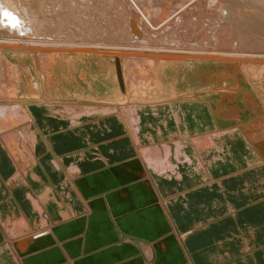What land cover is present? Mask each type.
<instances>
[{
	"label": "crops",
	"instance_id": "1",
	"mask_svg": "<svg viewBox=\"0 0 264 264\" xmlns=\"http://www.w3.org/2000/svg\"><path fill=\"white\" fill-rule=\"evenodd\" d=\"M27 112L31 145L0 129V264H264V136L242 128L264 115L157 114L133 138L113 114Z\"/></svg>",
	"mask_w": 264,
	"mask_h": 264
},
{
	"label": "rangeland",
	"instance_id": "2",
	"mask_svg": "<svg viewBox=\"0 0 264 264\" xmlns=\"http://www.w3.org/2000/svg\"><path fill=\"white\" fill-rule=\"evenodd\" d=\"M26 1L25 3L28 2ZM68 1L69 0H64V1L61 0L63 9L64 10L66 9V11H67V8H66L67 6H71V7L73 6L71 4H68ZM132 1L130 0L131 2L130 4L132 3L133 4L130 5V7H127V9L129 8V10L127 9L125 11L123 10V13L125 14L124 15L122 14V16L120 14L118 17L119 25L118 24L117 25L120 30H122L125 27L124 25H121V23L122 24L127 23L126 24L127 27H125L126 31L124 33L125 34L124 37L126 36L128 37V38L127 37L125 38L127 40L126 42L123 36L120 35L118 29L117 31H115L116 29L114 28L113 32L111 33L114 34L115 32H118L116 33V35L115 34L114 35L116 37L118 36L117 38L119 39L114 37V35L112 34H111L112 37L110 36V34L108 35V32L106 31L107 28L108 30L112 28L111 23H110L111 26L108 25L109 21H106L104 23L106 27H103V29H101L102 31L100 32L99 22L101 20L104 21L105 17L107 16L110 17L112 14H114V11H115L114 7L120 8L119 5H121V3L124 5V3L127 2V0H113V2H115L114 5H111L112 0L111 1L110 0H104V1L103 0H94V1L77 0L75 1V3H77L75 5L80 6L79 9H77V11L83 10V11H86L87 13H90V11L93 12V10H95V7H99V8H96L97 13L96 11H94L93 12L94 16L93 15L90 16L91 19L89 20V24H91L90 22H92L91 26L93 29L97 26L99 27V29L97 27L96 30H93L94 32L87 31V28L88 30H90L91 28V26L89 28L88 23L86 24L82 23L80 26V24L78 23L76 24L75 22V25L77 26L70 25L71 29L72 27L75 26L73 30L75 28H78V25H79L80 26L78 28L79 30L77 29V31H75L76 30L75 29L73 33L72 30L70 29L71 32L69 30L66 31L65 36L69 34L74 36L75 32H77L76 36H74L76 37V39L74 37L73 38L70 37L71 35H69L67 36L69 38H64L63 40V37H64L63 35V36H59L62 38L57 37L56 39L54 37L53 39L50 38L51 40L49 38L45 40L44 37H41V38L39 37L40 40L39 38H36V41L41 43V44L39 43V45H37V43L36 45L29 44V43H25V44L24 43H12L9 41L10 40L12 41L14 39L13 37L15 36H13L12 33L6 31L5 28L0 29V54H1L0 55V105L8 106L5 108L8 110V114H9L8 118H0V129L2 130L10 129V132L11 131L15 132L16 130L15 133H17L18 129H20L24 124V121L26 118L24 114H28L27 112L28 109H29V114H33L35 116L36 125H38V118H37L38 114H46L47 118L45 120H47L48 123L51 122L50 126H54L52 124L54 122L53 121L54 119L52 117L57 114H72L73 117L80 116V118L87 117L89 114L93 117H99L98 115L104 114V112H101L102 111L101 109H103L104 107L110 106V105L112 106L113 104L117 105L118 103L120 102L122 103L123 101H126V100H127V103L130 102L132 103L133 106L145 107V105H147L150 108L152 107V109L153 107L155 108L156 106H150V104H158L160 105L159 107H161L162 105L166 107V111L168 110L167 108L169 107V105L173 103V105L171 106V112L173 114L175 113L173 111L177 109L175 105L182 106L183 108H186L187 110L192 109V112H188V114H205L206 116L211 114V112L212 114H215V113L217 114L218 112L215 111V108L217 107V105H220L221 103H223L222 108L224 109V111L221 112V114L223 115L225 113L226 114H243V116L246 117L249 114H260L261 112H263L262 111L264 109V59L263 58H260L259 61H257L254 64L249 63V65H247L248 64L247 63L242 68L243 74L241 72H237L236 67L234 68V64H229V63L220 64L221 60L218 58L200 57V58H194V59L192 58L182 59V56L178 58H174V57L167 58V59L161 58L160 56L162 54L153 53L152 51H147V50L149 49L151 50L153 49V47L159 45L160 47L169 46V48L173 49V50L171 49L172 51L175 50L176 53H179L178 51H182L180 49H183L184 44H182L183 45L182 46L181 43L178 45V44H175V42H168V41L162 42L160 41V39L162 40L161 35L163 32H161L160 34L159 30H156L155 28H153V30H155L153 31L151 29L152 27H155L157 23H160L161 17L163 15H165L163 17L166 18L170 16V14H172L178 8H179L178 10H180L181 12L175 13V15L177 16L180 15V13L183 14L184 11L189 12L188 9L186 10V7H185L186 5H184L186 3L184 2V0H180V2L182 1L181 4L179 0H147V1L146 0L144 1L135 0L133 2ZM137 1L141 3V6H139L140 4H138ZM172 1H175V2H172ZM56 2L60 3L59 0H57ZM63 2L64 4L66 2L67 3L64 5ZM247 3H248V0H242V1L241 0H224L222 3L221 1H219L218 3L219 6H222V7L224 6L225 8H227L228 11L231 13L230 14L231 17H229L228 19L226 18L218 19L217 18L218 16L214 17L215 15L214 12H211L210 16L208 14L206 15L201 14L202 15L201 17L202 27L206 25V21H209V23L208 22L207 23L210 26L211 25L216 26V25H220L221 23L222 24L227 23L228 25L232 24L231 25L232 29L238 32H242L243 30L249 29L251 31L250 34L252 33L253 36L262 35L263 33H259V31L261 28L262 29L264 28V19L261 18L262 16H260L261 15L260 13H259L260 15H257V13L252 11L250 7L251 6L250 2L248 4ZM200 4L201 6H198L199 8L198 10L202 12L203 10L201 9H203L204 7L206 8V4L205 6L203 3H200ZM59 5H61V3ZM133 5L134 7L132 8L131 6ZM146 7L148 8L146 9ZM152 7L154 9L156 8L157 9L154 10ZM100 8L102 9V10H99L100 15L103 14L102 15L103 17H104V13L106 12L105 14L107 16H105L104 19L102 18V16L98 14L99 12L98 9ZM105 8L106 10L107 9L109 10L104 11ZM144 8H145V11H143ZM138 9H140L139 11H141V13L142 12L143 14L144 12L146 13L142 15L140 14V12L137 11ZM149 9L154 10V11L150 10V13L153 12L151 16L152 18L150 17L151 14L148 13ZM62 14L61 16L60 14L59 16H57V20L58 19L59 21L65 20V22H67L65 18L66 17L65 12L63 15ZM133 14H135L136 16L134 15L135 16L134 17ZM154 15L155 16L157 15L155 17L156 19L153 18ZM177 16H174V18H176ZM157 17L160 19H158ZM110 18L115 19L116 17L114 18L113 16ZM131 19L133 20V22ZM150 19H151L150 21L151 23H149ZM120 20L121 21L124 20V22H121ZM214 20H216V22ZM176 21H177L176 25H178V28L181 29L180 27H182V24L179 23L181 22L180 16L179 18L178 17L176 18ZM95 23L98 25L96 26ZM72 24H74V22ZM163 25L164 24H162L161 26ZM209 25L203 27L204 29L203 34L205 35V36L203 35L204 36L203 38L207 37L206 39L210 41L212 40V38L210 37L211 36L209 34L210 32H208L209 30L206 29V27H208ZM70 26L68 25L69 28ZM131 26H133L134 28ZM149 26H152V27H149ZM173 27L176 28L177 26H173ZM80 28H83V31L80 32ZM184 30L187 31L186 27ZM104 31L107 32V34ZM82 32L84 35L82 34ZM103 32L105 33L104 35L106 36L102 34ZM155 32L156 34L157 33L158 34L156 35ZM184 32L182 29L181 33H183V35H184ZM145 33H147V35ZM186 33H185L186 37L187 35H189L188 37L193 36L191 38L187 37L188 42L192 44L191 47H193L194 44L199 43L198 39L200 41L201 38H198L197 36L196 38L193 34H189V33L186 35ZM95 34H98V36L99 35L100 36L98 37ZM86 35H88L87 37L90 36L87 40H86L87 37H85ZM101 35L105 38L103 37L101 38ZM154 35L156 36V38ZM119 36H121V38ZM158 36H160V39ZM79 37L82 38V40ZM92 37H94L93 38L94 40L96 39L95 37L99 39L97 42H96L97 39L94 42ZM141 37H143L144 39L147 37L146 38L147 40L145 39L146 42ZM70 38L72 40H69ZM109 38H110V41H109ZM152 38L157 44H154V41H152L153 40ZM79 40L82 42H80ZM150 40L152 41V44L154 46L150 44L151 43ZM53 41L56 44L61 43V45H56L57 48L37 49V48H42L38 46L42 45L43 42H44L43 44H46V43L48 44L44 46H48V47L52 46L49 44L51 43L54 44ZM78 42L79 43H92V42L98 43L99 42L100 44L102 43L101 45H104V46L108 44L107 46L112 45V46H118L120 48H127V47L129 48L130 46L133 47L137 45L140 47H144V51L146 53L145 55H143V57H141V55L139 54L140 55L138 56L139 60L134 62L133 65L129 66L128 60L131 57V54H129V51H125L124 53V50H123V51H119L120 53H113V54L109 50H104V51L79 50L78 51V50H69L65 48L66 47L65 45H63L64 43L75 44ZM117 42L119 43L117 44ZM161 42H162V45H160ZM207 43L203 42L202 47L204 48L207 47L206 45H209V43L208 44ZM26 44L27 46H25ZM200 44L198 45L199 47H200ZM214 46H211V47H214ZM242 48L243 49H240V48L239 49L244 50L245 52L250 51V50L252 51L257 50V49L253 50L248 47H242ZM102 52H105V53H102ZM154 54L160 55L159 57H157V59H159V62H157V64L155 65L152 62V59H153L152 56ZM118 69H120L121 71ZM118 72L120 73L121 76H122L121 72L124 73V75L122 76L124 80H122L121 78V83H123L122 81H124V86L123 84L122 86H120L119 79H118ZM132 74L134 75V78ZM206 82H207V85H206ZM125 85L128 91H126ZM218 87H223L224 89L227 90V91L224 90L227 93L222 92V95H221L220 92H218L217 90ZM124 91L127 92V95H128L127 98L124 97V94H125ZM249 93L252 94V97L249 96L250 95ZM228 94L231 100L229 99L223 100L221 98L224 95L228 97ZM42 104H46V105H42ZM12 106H16V110H19V112L22 114H16L12 112L11 111ZM64 107L66 109H64ZM119 109L120 108H118L116 112L113 108L112 111H110V113H105V114H113V117H112L113 119L115 118L114 116L118 115L116 116V120L118 121V124H120L119 122H122L124 120V122H122L121 124L126 126L127 131L130 132V129H131L129 128L130 125L129 124L127 125L128 122L126 123L125 121L126 118L124 114H121V111L119 112ZM126 112L134 116L137 115L129 111L128 108ZM139 112H142V111H139ZM162 114H166V113L162 112ZM93 117L86 118V119L91 120L93 119ZM82 120H79V121H82ZM261 120H264V119L260 118L255 121H251L244 126L242 125V128L247 133H248L249 128L251 129L255 128L254 133H250V134L248 133L250 139L251 140L253 139L252 141L256 142L257 138L264 136V130L261 134H259L260 130L264 129L263 125L259 123L261 122ZM256 122H258L259 124H256ZM252 124H255V125H252ZM14 139L16 143L19 141L18 144H20V139H17L16 137H14ZM211 142L213 141H207L206 144L211 145ZM261 142L262 143L258 145L257 147L259 149L258 151L260 155L264 158L263 156L264 155V141L262 140ZM192 144L197 146L194 143ZM18 149L19 151L17 150V147H16L13 151V154H15V151H16V153L20 152L23 157L26 156L28 148L25 149L27 151L24 150V152L22 151L21 146H19Z\"/></svg>",
	"mask_w": 264,
	"mask_h": 264
},
{
	"label": "bare ground",
	"instance_id": "3",
	"mask_svg": "<svg viewBox=\"0 0 264 264\" xmlns=\"http://www.w3.org/2000/svg\"><path fill=\"white\" fill-rule=\"evenodd\" d=\"M26 1V0H25ZM25 1L24 0H0V29H3V28H5V30L6 31H8V32H10V33H12L13 34V36H15V37H13L14 39L11 41H9V42H12V43H29V44H35L36 45V43H37V45H39V43L40 42H38V41H36V38H41V37H44L45 38V40H47L48 38L50 39V38H56L57 39V37H59V36H63L64 35V37H63V40H64V38H69V37H67V36H69V35H71V34H69V35H66L65 36V34H66V31H70V29H71V26L70 25H75V22H76V24L78 23V24H80V26H81V24L83 23V24H86V23H88V25H89V28H90V26H91V24H92V22H90L91 24H89V20L91 19V17L90 16H94V11H96V8H99V7H95V10H93V9H91V10H93V12H91L90 11V13H87L86 11H83V10H78L77 11V9H79V7L80 6H76L75 4H77V3H75V1H77V0H69L70 1V3H69V1H68V4H71V5H73L72 7L71 6H67L66 8H67V11H66V9L64 10L63 9V5H62V2H61V0H59L60 1V3H61V5H59L60 3L58 2H56L57 0H27L26 2L27 3H25ZM33 1V2H32ZM64 1V0H63ZM92 1H94V0H92ZM104 1V0H103ZM111 1V0H110ZM132 1V0H131ZM133 1H135V0H133ZM132 1V2H133ZM144 1V0H143ZM147 1V0H146ZM219 1H221V3L224 1V0H199V1H197L196 0V2H195V0H184V2L186 3V4H184V5H186L185 7H186V10L188 9L189 10V12L187 11V12H185L184 11V13L183 14H181L180 13V15H175V13H178V12H181L180 10H178V9H176L172 14H170V16H168V17H163V16H165V15H163L162 17H161V21H160V23H157L156 25H155V27H152V26H149V27H152V29L151 30H153V28H155L156 30H159L160 31V34H161V32H163L162 33V40L160 39V36H158L159 37V39H160V41H164V42H166V41H168V42H175V44H180L181 43V45L182 44H184V46H183V49H180V50H182V51H178V50H176V51H178L179 53H176L175 52V50L174 51H172L173 49L172 48H169V46H155V47H153V49H154V51H153V49H149V50H147V51H152L153 53H159V54H162L161 56L160 55H153L152 57H153V59H152V62H153V64L155 65V64H157V62H159V59H157V57H161V58H178V57H181L182 56V59L183 58H192V59H194V58H200V57H209V58H218V59H220L221 60V62H220V64H224V63H229V64H234V68L236 67V69H237V72H241L242 74H243V67L247 64V65H249V63H252V64H254V63H256L257 61H259V59L260 58H263L264 59V28L262 29H260V31H262V32H260L259 31V33H263L262 35H260V36H253V34L251 35L250 34V30L249 29H247V30H243L242 32H238V31H236V30H234V29H232V24L231 25H228L227 23L226 24H220V25H216V26H210L208 23H209V21H206V25L205 26H207V25H209L208 27H206V29L207 30H209L208 32H210L209 34L211 35L210 37L212 38V40H210V41H212V42H210L209 40H207L206 38H203L205 35L203 34V31H204V29H203V27H205V26H203L202 27V20H201V17H202V15L201 14H208L209 16L211 15V12H214V17L215 16H218L217 18L218 19H222V18H226V19H228L229 17H231L230 16V12L228 11V9L227 8H225L224 6L222 7V6H219ZM242 1V0H241ZM128 2V3H127ZM127 2L126 3H124V5L121 3V5H119L120 6V8H118V7H114V14H110L111 16L110 17H113L114 16V18L116 19V21H115V19H113V18H110L109 16H107L105 13H104V17L105 16H107V17H105V19H104V17L102 16L103 14H101L100 15V11L99 10H102L101 8L100 9H98V14L100 15V16H102V18L104 19V21L103 20H101L102 21V23H101V21L99 22V26H100V32L102 31L101 29H103V27H106V25H104V23L106 22V21H109V24L108 25H110V23L112 24V28L110 29V30H108V28H107V32H108V35L110 34V36L112 37V35H116V33H118V32H115L114 34L113 33H111V32H113V30H114V28L116 29L115 31H117V29L119 30V33H120V35L121 36H123V38H124V40H125V42L127 41L125 38L127 37H124V33H125V31H126V29H125V27H127V23L126 24H122L121 23V25H124L123 27V29L122 30H120L119 29V27H118V23H119V15L121 14V16H122V14L124 15L125 13H123V10L125 11L126 9H127V7H130V5H132V4H130L131 2H130V0H127ZM138 2V1H137ZM136 2V3H137ZM142 2V1H141ZM170 2V1H169ZM168 2V3H169ZM172 2H175V1H172ZM179 2H180V0H179ZM178 2V3H179ZM182 2V1H181ZM181 2H180V4H181ZM250 2V7H251V9H252V11H254L255 13H257V15H260V16H262L261 18L262 19H264V0H248V3ZM67 3V2H66ZM65 3V4H66ZM74 3V4H73ZM117 3V2H116ZM176 3H177V1H176ZM200 3H203L204 4V6H205V4H206V8L204 7L203 9H201V10H203L202 12L201 11H199L198 9V6H201V4ZM247 3V4H248ZM54 4H56V5H54ZM63 4H64V2H63ZM64 4V5H65ZM115 4V2H113V0H112V3H111V5H114ZM138 4H140L139 6H141V3H139L138 2ZM145 4V3H144ZM146 4H148V3H146ZM155 4V3H154ZM158 4H160V3H158ZM167 4V3H166ZM202 4V5H203ZM208 4V5H207ZM101 5H103V4H101ZM110 5V6H111ZM188 5V6H187ZM144 6H146V5H144ZM143 6V7H144ZM149 6V5H148ZM162 6V5H161ZM160 6V7H161ZM168 6V5H167ZM166 6V7H167ZM181 6V5H180ZM113 7H112V9H113ZM132 8L134 7V5L133 6H131ZM138 7V6H137ZM136 7V8H137ZM151 7V6H150ZM160 7H158V8H160ZM209 7V8H208ZM111 8V7H110ZM135 8V9H136ZM148 7H146V9H147ZM153 8V7H152ZM165 8V7H164ZM213 10H211V9ZM154 9V8H153ZM153 9H149V11H148V13L149 14H151L150 15V17L152 16V13H150V10L152 11ZM157 9V8H156ZM156 9H154V10H156ZM167 9V8H166ZM185 9V8H184ZM194 9V10H193ZM211 11H210V10ZM106 10V8L104 9V11ZM107 10H109V9H107ZM106 10V11H107ZM127 10H129V8L127 9ZM140 9H138L137 11L138 12H140V14H142V15H144L146 12H144V14H143V12L141 13V11H139ZM142 10V9H141ZM153 10V11H154ZM159 10V9H158ZM174 10V9H173ZM136 11V10H135ZM143 11H145V8H144V10ZM160 11V10H159ZM159 11H158V13H159ZM56 12H58V13H56ZM64 12H65V15H66V20H67V22H65V20H60L59 21V19L57 20V16H59V14H60V16H61V14L63 13L64 14ZM67 12V13H66ZM110 12V11H109ZM112 12V11H111ZM134 12V11H133ZM157 12V11H156ZM183 12V11H182ZM216 12V13H215ZM96 13H97V11H96ZM131 13V12H130ZM130 13H129V15H130ZM166 13V12H165ZM260 13V14H259ZM58 14V15H57ZM62 14V15H63ZM128 14V13H127ZM139 14V13H138ZM155 14V13H154ZM160 14H162V13H160ZM167 14V13H166ZM97 15V14H96ZM118 15V16H117ZM135 14H133V16H134ZM136 16V15H135ZM134 16V17H135ZM157 16V15H156ZM155 15H154V17L153 18H155L156 17ZM174 16H177L178 18H179V16H180V18H181V22H179V23H181L182 24V27H180L181 29H179L178 28V25H176L177 24V21H176V18H174ZM148 17V16H147ZM206 17V16H205ZM208 17V16H207ZM64 18V17H63ZM131 18V17H130ZM152 18V17H151ZM158 18V17H157ZM163 18H165V19H163ZM120 19H121V17H120ZM125 19V18H124ZM156 19V18H155ZM158 19H160V18H158ZM204 19V18H203ZM205 19H207V18H205ZM214 19V18H213ZM213 19H212V21H213ZM112 20H114V21H112ZM126 20V19H125ZM132 20V19H131ZM153 20V19H152ZM179 20V19H178ZM224 20V19H223ZM121 21V20H120ZM130 21V20H129ZM145 21H147V20H145ZM151 21V19L149 20V23H151L150 22ZM157 21V20H156ZM172 23H171V22ZM215 22H216V20H214ZM74 22V24H72ZM94 22V21H93ZM121 22H124V20L123 21H121ZM132 22H133V20H132ZM132 22H131V24H132ZM208 22V23H207ZM220 22V21H219ZM156 23V22H155ZM205 23V22H204ZM214 23V22H213ZM251 23V22H250ZM94 24V23H93ZM96 24V23H95ZM118 24V25H117ZM130 24V23H129ZM162 24H164L163 26H161ZM215 24V23H214ZM217 24H218V22H217ZM68 25L70 26V28L68 27ZM98 24H96V26H97ZM107 25V26H108ZM136 25V24H135ZM180 25V24H179ZM204 25V24H203ZM75 26H77V25H75ZM74 26V27H75ZM79 25H78V28L80 27ZM94 26V25H93ZM111 26V25H110ZM173 26H177L176 28L175 27H173ZM184 26V27H183ZM242 26V25H241ZM74 27H72V32L75 30V31H77V29L78 28H75L74 30H73V28ZM85 27H86V25H85ZM95 27V26H94ZM98 27V26H97ZM97 27H95L94 29L92 28V26H91V28H90V30H88V28H87V31H93V30H96V28ZM131 27H133V26H131ZM137 27V26H136ZM185 27H186V29H187V31H185L184 29H185ZM134 28V27H133ZM146 28V27H145ZM82 29V30H81ZM98 29H99V27H98ZM104 29H106V28H104ZM182 29H183V32H184V35H183V33H181L182 32ZM79 30V29H78ZM84 30H86V29H84ZM81 31H83V28H80V32ZM86 31V32H87ZM128 31V30H127ZM133 31V30H132ZM146 31V30H145ZM153 31H155V30H153ZM158 31V32H159ZM258 31V30H257ZM71 32V31H70ZM79 32V33H80ZM94 32V31H93ZM105 32V31H104ZM102 33L103 35L106 33L107 34V32H105V33ZM148 32V31H147ZM151 32V31H150ZM187 32V33H186ZM69 33V32H68ZM67 33V34H68ZM74 33V32H73ZM76 33L77 32H75V35L74 36H76ZM96 33V32H95ZM99 33V32H98ZM134 33H135V31H134ZM185 33H186V35L189 33V34H193L195 37L197 36L198 38H201L200 39V41H199V39H198V42L199 43H196V44H194L193 45V47H191L192 46V44H190V42H188V38H191V37H193V36H191V37H188L189 35H187V37L185 36ZM82 34H83V32H82ZM112 34V35H111ZM123 34V35H122ZM146 35H147V33H145ZM154 34V33H153ZM155 34H156V32H155ZM158 34V33H157ZM156 34V35H157ZM257 34V33H256ZM84 35V34H83ZM82 35V36H83ZM92 35H93V33H92ZM96 36H98V34H95ZM114 35V37H116ZM119 35V34H118ZM151 35H152V33H151ZM151 35H149V36H151ZM204 35V36H203ZM11 36V35H10ZM73 35H71L70 37H74ZM78 36H79V34H78ZM88 35H86L85 37H87ZM100 36V35H99ZM98 36V37H99ZM104 36H106V35H104ZM121 36H119L120 38H121ZM145 36V35H144ZM155 36V35H154ZM153 36V37H154ZM90 37V36H89ZM89 37H87L86 38V40L89 38ZM103 36L101 35V38H102ZM113 37V38H114ZM118 37V36H117ZM116 37V38H117ZM186 37V38H185ZM196 37V38H197ZM40 38H39V40H40ZM59 38H62V37H59ZM75 39H76V37H74ZM80 38V37H79ZM94 37H92V39H93ZM96 39H97V37H95ZM103 38H105V37H103ZM115 38V39H116ZM128 38V37H127ZM142 39H144L143 37H141ZM147 38V37H146ZM145 38V39H146ZM155 38H156V36H155ZM196 38H194V39H196ZM81 40H82V38H80ZM83 39H85V38H83ZM95 39V40H96ZM99 39V38H98ZM98 39L96 40V42L98 41ZM117 39H119V38H117ZM129 39H130V37H129ZM132 39V38H131ZM145 39H144V41H145ZM149 39V38H148ZM153 39V38H152ZM193 39V38H192ZM191 39V40H192ZM28 40V41H27ZM51 40V39H50ZM68 40V39H67ZM69 40H72L71 38L69 39ZM90 40H91V38H90ZM95 40L93 39V41L95 42ZM121 40H123V39H121ZM147 40V39H146ZM61 41V40H60ZM80 41V40H79ZM85 41V40H84ZM107 41V40H106ZM109 41H110V38H109ZM108 41V42H109ZM112 41V40H111ZM115 41V40H114ZM152 41H154V39L152 40ZM152 41L150 40V44L151 45H153L152 44ZM197 41V40H196ZM209 43V45H211V46H214V45H216V46H214V47H216V48H214V47H211V46H209V45H206L207 47H202L203 45H202V43L204 42V43H207V42ZM8 42V41H7ZM54 42V41H53ZM67 42V41H66ZM80 42H82V41H80ZM86 42V41H85ZM88 42V41H87ZM113 42V41H112ZM120 42V41H119ZM119 42H117V44L119 43ZM124 42V43H125ZM139 42H140V40H139ZM146 42V41H145ZM162 42L160 43V45H162ZM5 43V42H4ZM11 43V44H12ZM44 43V42H43ZM42 43V45H40V46H38V47H42V48H37V49H47V48H57V46L56 45H61V43L60 44H56L55 42H54V44H49V45H52V46H44V45H48L47 43L46 44H43ZM49 43V42H48ZM134 43V42H133ZM138 43V42H137ZM201 43V44H200ZM207 43V44H208ZM41 44V43H40ZM102 44V43H101ZM99 42L98 43H75V44H69V43H64L63 45H65L66 47L65 48H67V49H69V50H83V51H85V50H91V51H104V50H109V51H111V53L113 54V53H120L119 51H123L124 50V53H125V51H129V54H131V57L129 58V60H128V65L129 66H131V65H133L134 64V62H136V61H138L139 59V57L138 56H140L141 55V57H143V55H145V51H144V47H140V46H137V45H135V46H133V47H127V48H120V47H118V46H104V45H101ZM122 44V43H121ZM126 44V43H125ZM135 44H136V42H135ZM148 44V43H147ZM154 44H157V43H155V41H154ZM165 44H167V43H165ZM173 44V43H172ZM200 44V47L198 46ZM10 45V44H9ZM16 45V44H15ZM54 45V46H53ZM62 45V46H63ZM130 45V44H129ZM178 45H176V46H178ZM22 46V45H21ZM25 46H27V44L25 45ZM122 46V45H121ZM126 46V45H125ZM148 46V45H147ZM150 46V45H149ZM154 46V45H153ZM171 46H173V45H171ZM209 47V48H208ZM242 47H248V48H251V49H253V50H259V51H252V50H250V51H244V50H240V49H243ZM5 48V47H4ZM58 48H60V47H58ZM240 48V49H239ZM247 48V49H248ZM6 49V48H5ZM172 49V50H171ZM245 49V48H244ZM246 49V50H247ZM54 50V49H53ZM52 50V51H53ZM261 50H263V51H261ZM50 51V50H49ZM62 51H64V50H62ZM102 53H105V52H102ZM140 54V55H139ZM177 54V55H176ZM263 54V55H262ZM1 55V54H0ZM149 55H151V54H149ZM130 56V55H129ZM163 56V57H162ZM117 57V56H116ZM150 57V56H149ZM154 60V61H153ZM243 64V65H242ZM229 66V65H228ZM135 67V66H134ZM217 67H219V66H217ZM215 69H216V67H215ZM229 69V68H228ZM121 71V70H120ZM133 71V70H132ZM135 71V70H134ZM227 71V70H226ZM235 71V70H234ZM125 72V71H124ZM122 73V76L124 75V73L123 72H121ZM218 74V73H217ZM133 75V74H132ZM121 76V77H122ZM229 76V75H228ZM231 76V75H230ZM133 78H134V75H133ZM218 78V77H217ZM207 79V78H206ZM211 79V78H210ZM234 79V78H233ZM122 80H124L123 79V77H122ZM205 81V80H204ZM211 81V80H210ZM123 83V86H124V81H122ZM223 82V81H222ZM236 82V81H235ZM214 84V83H213ZM218 84V83H217ZM221 84V83H220ZM224 84V83H223ZM206 85H207V82H206ZM231 88V87H230ZM125 89H126V91H128L127 90V88H126V85H125ZM124 89V90H125ZM217 90H218V92H220V94L222 95V92L223 93H225L227 90L226 89H224L223 87H218L217 88ZM224 90H226V91H224ZM240 90H241V88H240ZM247 90V89H246ZM126 91H124L125 92V94H124V97H126L127 98V92ZM211 92V91H210ZM235 92V91H234ZM129 93V92H128ZM227 93V92H226ZM251 93V92H250ZM249 93V94H250ZM232 94H233V92H232ZM254 95V94H253ZM249 96H251L252 97V94H250ZM255 96V95H254ZM230 96H229V94H228V97H226L225 95L223 96V97H221L223 100L224 99H229V100H231V98H229ZM256 98V97H255ZM176 99V98H175ZM254 100V99H253ZM224 102V101H223ZM256 102V101H255ZM123 103V104H122ZM120 102V103H118L117 105H110V106H106V107H104L103 109H101L102 111L101 112H104V114H102V115H105V113H110V111H112V109L114 108V110L117 112V109L118 108H120L119 109V112L121 111V114H124V116H125V118H126V123L128 122V124L130 125L129 126V128H132V130H133V133L132 134H134L133 135V138H134V136L137 138V133L136 132H138V130L140 131L141 130V128L142 127H154V126H156L157 125V123H155L154 122V120H153V118H156V117H158V115L157 114H162V112H165L166 114H173V113H171V106L173 105V103L172 104H170L169 105V107L167 108L168 110L166 111V107H164V106H162L161 105V107H157V105H154V106H156L155 108L153 107V109H152V107L150 108V107H148L147 105H145V107H141V106H133L132 105V103H130V102H128L127 103V100L126 101H123V102ZM178 103V102H177ZM139 105V104H138ZM222 106H223V103H221L220 105H217V107L215 108V111L216 112H218L217 114H221V112L222 111H224V109L222 108ZM0 107H2V106H0ZM70 107V106H69ZM175 107L177 108L175 111H173V112H175L174 113V115L175 114H188V112H192V109H186V108H183L182 106H179V105H175ZM127 108H128V110L129 111H131L132 113H135V114H137L136 116H134V115H132V114H130V113H128V112H126L127 111ZM4 108L2 107V108H0V110H3ZM64 109H66L65 107H64ZM5 110H7L6 108H5ZM84 110V109H83ZM185 110H187V111H185ZM226 110V109H225ZM258 110V109H257ZM85 111V110H84ZM139 111H142V112H139ZM263 112H261L260 113V115L262 116V115H264V109L262 110ZM69 112V111H68ZM1 114H2V112H0ZM67 113V112H66ZM81 113V112H80ZM0 114V115H1ZM6 114V113H5ZM4 114V115H5ZM76 114V113H75ZM78 114V113H77ZM92 114V113H91ZM115 114V113H114ZM216 114V113H215ZM226 114V113H225ZM84 115V114H83ZM90 115V114H89ZM88 115V116H89ZM95 115V114H94ZM131 115V116H130ZM229 115V114H228ZM65 116V115H64ZM67 116V115H66ZM69 116V115H68ZM71 116H73V115H71ZM86 116V115H85ZM113 116V115H112ZM116 116H118V115H116ZM122 117V116H121ZM217 117V116H216ZM13 118V117H12ZM93 118H96V117H93ZM263 119H264V116L262 117ZM82 119V118H81ZM94 120V119H93ZM149 120H150V122H149ZM216 120V119H215ZM257 120H258V118H257ZM69 121H71V120H69ZM92 121V120H91ZM82 122V121H81ZM123 122H124V120H123ZM241 122V121H240ZM253 123V122H252ZM259 123H261V125H263V127H264V120H261V122H259ZM259 123H256V124H259ZM83 124V123H82ZM98 124V123H97ZM100 124V123H99ZM102 124V123H101ZM100 124V125H101ZM214 124V123H213ZM242 125V124H241ZM240 125V126H241ZM29 123L28 124H26V126L24 125V126H22L21 128H23L22 130H21V132H17V133H14V136H13V138L14 137H16L17 139H19L20 138V136H23L24 138H25V141H26V143H29L30 145H31V141L32 140H34V138H35V135L33 134V133H31L30 132V130H29ZM66 127V126H65ZM75 127V126H74ZM100 127V126H99ZM237 127V126H236ZM20 128V129H21ZM41 128V127H40ZM19 129V130H20ZM263 130L264 129H262V130H260V133L259 134H261L262 132H263ZM54 131V130H53ZM227 131V130H226ZM15 132H16V130H15ZM184 132V131H183ZM222 132V131H221ZM255 132V128L254 129H251V128H249L248 129V133L250 134V133H254ZM219 134H220V132H218ZM149 135V134H148ZM170 135V134H169ZM4 136V135H3ZM186 136V135H185ZM203 136V135H202ZM200 137V136H198V137H196V138H192V140H191V142L192 143H194V144H196L197 146H195V145H193L192 143V146H194L196 149H199L201 146H203L204 145V143L206 142L207 143V141H213V139L215 140V138H217L216 136H218V134H216L215 132L214 133H210V134H208V135H204L203 137ZM7 138V137H6ZM136 140V139H135ZM8 141V139L7 140H4V142L6 143ZM139 141V140H138ZM177 141V140H176ZM16 143V142H15ZM220 143V142H219ZM218 143V144H219ZM249 143V142H248ZM177 144V143H176ZM30 145H28V146H30ZM138 145V144H137ZM260 145V144H259ZM27 146V147H28ZM135 146V145H134ZM209 146V145H208ZM99 147V146H98ZM177 147V146H176ZM257 147V146H256ZM26 148V147H25ZM24 148V149H25ZM31 148V147H30ZM28 149H29V147H28ZM257 149H258V147H257ZM259 150V149H258ZM99 151V150H98ZM137 151V150H136ZM167 151V150H166ZM260 151H261V149H260ZM28 152V151H27ZM29 152H31V151H29ZM99 153V152H98ZM142 154H143V152H142ZM166 154H167V152H166ZM198 154V153H197ZM176 155H177V153H176ZM263 155V154H262ZM99 156V155H98ZM107 156V155H106ZM264 156V155H263ZM109 157V156H108ZM165 157V156H164ZM163 157V158H164ZM167 157V156H166ZM165 157V159L167 160V158ZM162 158V159H163ZM112 159V158H111ZM141 160V159H140ZM158 160V159H157ZM156 160V161H157ZM161 161V160H160ZM151 162V161H150ZM154 162V161H153ZM151 163L152 164V166L154 165V163ZM167 162V161H166ZM149 163V162H148ZM147 162H146V164H148ZM157 163V162H156ZM155 163V164H156ZM150 164V165H151ZM159 164V163H158ZM167 164V163H166ZM165 164V165H166ZM170 164V163H169ZM157 165V164H156ZM149 166V165H148ZM151 166V167H152ZM159 166H161L162 168L161 169H163L164 168V166H162V164L160 165L159 164ZM159 166H158V168H159ZM168 165H166V167H167ZM72 167H74V166H72ZM154 167V166H153ZM68 168V167H67ZM71 168V167H70ZM69 168V169H70ZM75 168V167H74ZM168 169V168H167ZM75 170H76V168H75ZM70 171V170H69ZM72 171V170H71ZM73 171H74V169H73ZM161 171V170H160ZM173 171V170H172ZM77 172V171H76ZM75 172V173H76ZM144 172V171H143ZM68 173V172H67ZM72 175V174H71Z\"/></svg>",
	"mask_w": 264,
	"mask_h": 264
},
{
	"label": "water",
	"instance_id": "4",
	"mask_svg": "<svg viewBox=\"0 0 264 264\" xmlns=\"http://www.w3.org/2000/svg\"><path fill=\"white\" fill-rule=\"evenodd\" d=\"M117 68H118V66H117ZM118 70H120V69H118ZM120 72V71H119ZM118 72V79H119V83H120V86H122V83H121V75H120V73Z\"/></svg>",
	"mask_w": 264,
	"mask_h": 264
}]
</instances>
